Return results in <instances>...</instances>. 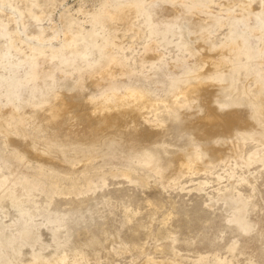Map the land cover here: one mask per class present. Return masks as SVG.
I'll list each match as a JSON object with an SVG mask.
<instances>
[{"label":"rangeland","instance_id":"obj_1","mask_svg":"<svg viewBox=\"0 0 264 264\" xmlns=\"http://www.w3.org/2000/svg\"><path fill=\"white\" fill-rule=\"evenodd\" d=\"M152 1L155 0H147L148 3L139 0L136 11L129 13L125 21H119L106 16L107 9H117L118 3L114 0H0V21L3 24L0 27V74H9L5 69L9 68V62L19 64L16 85L0 87V111L7 108V111L10 109L15 112V117L10 120L12 126L20 127L18 130L26 128L27 138L39 141L40 145L52 137L49 127L47 130L42 129L38 108H31L28 97L31 101L33 94H38L42 104L46 105L55 99L54 90L37 83L35 76L26 75L25 64L21 61L38 64L43 58L38 66L45 69L53 64L62 66L69 63L71 67L61 68L63 89L68 92L67 95L64 92L67 100L81 102L75 103L77 107L79 104L78 109H83L79 110L80 113L88 112L84 104L88 100L87 95L88 98H101L102 101L113 100L115 91L128 89L129 86H143L145 94L152 100L169 97L174 89L169 76H187L200 66L183 41L182 24L179 20L171 22V17L166 19L162 10L159 12L157 7L151 5ZM218 2L211 4L210 10L204 6L200 8L199 13L206 21L193 31L195 36L203 38V42L206 40L213 49H219L227 42L230 30L236 28V24L231 21H244L249 16H255L254 12L242 11L237 2L224 8ZM189 3L188 0H164L162 7L173 9L182 6L187 11L195 7ZM211 10L217 12V16L210 15ZM256 10L264 19V8L257 7ZM257 24L258 18H253L248 31L255 30ZM123 27L126 28L121 30ZM66 35L80 42L74 44V49L85 51L82 64L75 62L73 65L77 54L74 49L64 48ZM200 38L198 40L202 41ZM256 39L257 48L261 49L264 31ZM82 40L94 45L98 52L92 47H84ZM148 44L156 45V52L153 51L157 59L153 64L145 59L149 54L146 48ZM96 55L105 61L115 59L112 66H117L120 71L115 78L119 79V85L113 78L107 79L104 87L89 83L96 70L103 67L94 62ZM188 56L192 57L191 61ZM241 56L246 66H240L235 72L240 75L241 83L248 85L249 89H254L258 83L264 87V64L256 59L248 61L245 55ZM261 56H264L263 53ZM84 67L90 72L82 75L80 71H84ZM172 69L178 73L174 74ZM163 70L169 76H164ZM157 72L158 75L155 74ZM66 76L75 77V80L66 81ZM22 83L26 84L25 91L21 88ZM23 91L28 97L24 98ZM110 94L111 97L107 96ZM160 104L159 112L162 111L160 114L167 119L168 111ZM23 110L25 112L21 113ZM26 113L32 114L28 116ZM4 135L1 131L0 158L16 150L5 145ZM245 142L243 157L246 163H236L232 159L229 163H217L214 168L204 164L202 170L187 173L180 179L167 180L159 173L160 161L154 167L147 162L137 165V153L133 151H129L132 157L127 162L101 164V156L110 153L108 156L111 157L112 151L96 149L95 153L100 158L96 157V166L89 171L81 170L83 163L70 158L72 164L68 162V166L79 168H75L77 171L69 176H57L48 169L40 172L36 159L31 156H26L27 160L24 158L15 165L12 162H7V165L1 158L0 171L5 178L0 179V191H8L12 197L8 207L0 203V264L17 263L16 253L21 250L39 251L41 243H45L44 250L49 251L57 264H149L153 260L161 261L162 264H264V160H256L251 156L263 147V143L252 139ZM98 164H101L100 167ZM12 170L17 173L14 174ZM122 170L130 175H125ZM14 176H19V181H14ZM27 180H37L38 185H27ZM200 181L206 183L203 189H196ZM232 182L234 188L229 198L243 204L245 212L242 216L236 214L235 207L226 208L227 201L219 198ZM9 208L15 213L11 217L6 213ZM201 258L203 261H200Z\"/></svg>","mask_w":264,"mask_h":264},{"label":"bare ground","instance_id":"obj_2","mask_svg":"<svg viewBox=\"0 0 264 264\" xmlns=\"http://www.w3.org/2000/svg\"><path fill=\"white\" fill-rule=\"evenodd\" d=\"M114 1L118 3L117 9H107L106 16L117 19L119 21H125L129 13L136 11L137 8L135 6L138 5L139 0ZM188 1L190 2L189 4H191L192 6L195 5V7L187 11H185L182 6V8L180 6V8H177L176 6L173 9L163 8L162 4L164 3V0H155L151 3V5H153L154 7H157V11L159 10L160 12L162 10L163 16H167L166 19H168V17H171V22L172 20H179V23L182 24V26H180L182 27V34H184L182 35L184 38L183 41L185 45L189 47L194 61H196L197 65L200 66L198 70H192L189 75L186 74L187 76H178L176 78L169 76V73H167L166 70H163L165 71V74L163 73L164 76H169L168 79H171V85H174V89H172L171 95L169 97L163 98V96L161 97L162 99L156 98L158 100H152L148 95L145 94L146 92H144L143 86L139 87L136 86V84L134 85L132 83L136 87L132 88L129 86L128 89L120 90L117 88L119 91H115V98L113 100L106 98L107 101H102L101 98H88L87 95L86 99L88 100L84 104L85 106H87L88 112L80 113L79 110H81L82 108L78 109V107L81 102L79 103L77 101L73 102L67 100L65 96L66 92L63 89V74H61V68L62 66H64L65 68L71 67L69 63H62V66L53 64L54 66L52 65L49 69L46 68V70L44 67L39 68L38 66L40 62L42 63L43 58H41V61L38 64L34 61V63L32 64L29 61H21L25 64L24 68L26 75L35 76L37 83H40L41 85H44L54 90L55 94H53L56 96H52L55 97V99L51 98V102L44 105L45 103L42 104L41 98L38 94H33V100L30 101V98L24 92L26 84L22 83L21 86V88H23L22 90H24V94L22 95H24V98L28 97V101L31 104L27 105H30L32 109L36 107L38 108L37 114L42 120L41 127L42 129H46L49 127L48 129H50L52 137L51 139H49L50 141L42 142L45 143L43 145L41 144L42 146L38 144L39 141L34 142L30 140L29 138H27V134L25 131L26 128L24 130H22L23 128L21 130H18L20 127L17 128L15 126H12L10 120L14 116L15 112H11L10 109L9 111H7L6 108L5 111H0V132L2 131L3 134H5V143H7L5 145L15 147L14 149L16 150H14L11 154L7 153V155H2L1 158L3 159V161H5L7 165V162H12L11 164L15 165L17 163H21L24 158H26V156H31L36 159L40 172L44 171L45 169H48L51 173H54L55 175L57 174V176H69V174L71 175L72 172L75 173V171H77L75 168H79H73L72 165V167L68 166V162L72 164V162H70V158L79 161V163H83V165L81 164V170L89 171V169L95 165V159H97L98 157L100 158V156H97V154L95 153L96 149L109 150V152H113V155L111 152V157L108 156V154L110 153L106 155L103 153L104 155L101 156V164H121L127 162L129 157H132L129 156V151H133L137 153V155L135 154V157L137 159V165H142L147 162L150 163L152 167H154V164L157 163V161H160L159 173L165 180H167L168 178L180 179L181 177H184V175L187 173H192V171L197 172L200 169H204V164H208V166L214 168L217 163L223 162L225 164L227 161L229 163V160L232 159L235 160L236 163H246L243 157V147L246 144L245 140L248 139L260 141L263 143V147L261 146L262 148L257 149L253 154L251 153V156L256 160H264V87L260 83H258L254 89H249L248 85H243L241 83L242 81L240 75L235 74V72L237 71V69H239L240 66H246V64H243L242 60L240 59L242 57L241 55H245V59L247 58L248 61L256 59L259 61V63L262 62V64H264V58H262L263 60L261 59V57H264L261 56V53H263L264 55V44L261 49H258L256 39L257 36H259V33L261 34L264 31V19L262 16H259L260 14L256 13L257 7H259L260 9L264 8V0H218V4L220 6H223V8L224 6L229 7L232 3L237 2L238 5H240L242 11L254 12L253 15H255L254 17L249 16V19H242L244 21L238 22V19L235 22L231 21V23L236 24V28L234 25L235 29L230 30L226 39L227 42L219 49H213L207 42H205L206 40L203 42V38H200V36L199 38L202 41H199V38L193 34V31H196L198 28L204 25L206 21V18L200 15L199 13L201 10L200 8L204 6L210 10V5L216 3L217 0ZM147 12L146 15L148 14ZM132 14L134 15V13ZM217 14L218 13L213 10L210 11V15L217 16ZM159 15H161V13ZM156 16L157 18L159 17L158 15ZM237 16L240 17L239 15ZM253 18H258L257 28L255 30L248 31L247 28L250 27V21H252ZM255 23H257V21ZM118 24H120V22ZM1 25L3 24L0 21V27ZM125 28L123 27L122 29H120L123 30ZM253 33L255 35H253ZM71 35H66V41L64 46L65 49H74V44L77 45L80 43L75 37ZM82 42L84 43V47H92L94 51L96 50V52H98L97 48L94 45H91L86 40H82ZM152 43L154 42L152 41ZM155 46L156 45L154 44H150L148 47H146L149 50V54L147 56L143 55L146 56V61H150L152 62V64L157 59L155 55ZM74 51L76 52L77 57H75L73 65L75 64V62L77 64H82V58L85 57L86 54L85 51L82 49H74ZM145 54H147V52H145ZM192 57H189L190 61ZM94 62L97 65L101 64L103 66L102 68L100 67L101 69L98 68L96 70V73H94L92 76L90 74L92 78L89 83L94 86L104 87L107 79L113 78L112 80H115L116 74L120 72L117 69V66H112V63L115 62V59L105 61L100 58L99 55H96ZM9 64V68L5 67L6 65L4 66L5 69L9 71V74H0V87L7 85L9 87H14L18 80H16L15 76L17 74L16 72L19 70V64H16V62L15 65L12 62H9ZM109 64L111 66H108ZM84 69V71H80L82 72V75H85L86 73L90 72V70L86 69V67H84ZM174 69H172V71ZM158 73L159 72L155 74L158 75ZM175 73L177 74L178 72H174V74ZM74 74L76 75V72ZM161 74L162 72L160 73V75ZM74 78L69 76L65 80H70L73 82L75 80ZM160 79L163 80V77H161ZM115 81H117L118 84L119 79ZM158 81L161 80L158 79ZM163 82L167 83V80H163ZM156 85L158 84L156 83ZM4 93H6V91ZM105 95L106 94H104V96ZM69 96L71 98V94ZM107 96L111 97V94ZM93 97H95V95ZM76 102L79 103L78 107L75 104ZM160 103H162V105L164 106V110L168 111L167 119H165V117L160 114L162 113V111L159 112L161 109ZM35 110L36 109H34V112ZM22 112L25 111L23 110L21 111V113ZM151 112H154L152 114L154 118L153 116L151 117ZM31 114L32 113H30V115ZM17 122L19 123L20 120ZM46 130L45 133L47 132ZM41 137H39V139ZM1 158L0 160H2ZM100 165L98 167H100ZM17 168L15 170H17ZM15 170H12L14 171V174L16 172ZM122 171L125 175H130V173H128L127 171ZM37 172L38 170L36 171V173ZM121 175L123 174L121 173ZM3 178H5V175L0 171V179ZM13 179L17 182L19 181V176H14ZM36 181L27 180L26 182L27 185L37 186L38 182ZM205 183L206 182L204 181H200L199 185L196 186V189H203V184ZM233 188L234 184L232 182V185L230 187H226L225 191L221 194L219 198L223 200L225 199L227 201L226 208L229 209L231 208V206H233L235 207L234 209H236V214L242 216L245 212L243 204H240L238 200H231L229 198V194L233 192ZM11 197L12 195L8 191H0V203L5 204L7 207L8 202L10 201L9 199ZM6 213L9 217L15 214L13 211H11L10 208L6 210ZM44 244H39V251L31 252L32 250H21L15 255L17 263H12L57 264L56 261L52 259L49 251L44 250ZM201 260L203 261V258H201L200 261ZM146 263L148 262H144L143 264ZM149 264H162V262L158 260H153L152 263Z\"/></svg>","mask_w":264,"mask_h":264}]
</instances>
